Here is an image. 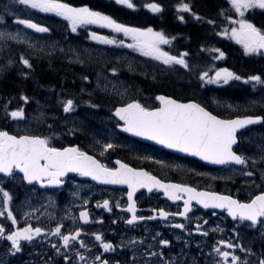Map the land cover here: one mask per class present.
<instances>
[{
  "label": "snow or ice",
  "instance_id": "6c2138e0",
  "mask_svg": "<svg viewBox=\"0 0 264 264\" xmlns=\"http://www.w3.org/2000/svg\"><path fill=\"white\" fill-rule=\"evenodd\" d=\"M16 3L23 5L26 8L37 10L41 13H51L57 17H61L67 22V28L71 33H77L79 29L88 25H96L100 28L109 29L112 35H102L97 31H88L87 39L94 41L97 44L115 46L118 48L131 49L134 52H139L142 56L150 57L153 60L159 61L166 67L180 66L183 69L190 70V65L187 60L188 53L181 51L178 54H172L170 51H165L162 45H169L175 37L166 35L162 30L156 31L152 27H133L125 23L119 22L111 15L105 14L102 11L95 10L88 5L74 6L67 0H16ZM230 8L234 10L238 19H233L231 15H225V11L221 10L220 15L231 25L230 31L225 27L223 31L217 33L221 36H228L242 45L244 53L264 55V27H257L245 17V13L250 9L264 10V0H227ZM115 4L126 6L128 9H136L138 4L134 0H115ZM144 8L149 9L153 13L163 11V6L155 2L144 3ZM177 13H189L194 19L202 20L203 17L192 11L189 2L179 0L175 5ZM177 18L183 22L184 15H178ZM3 17L0 16V21ZM15 23L25 26L27 29L34 30L36 33H50L52 29L41 23L34 22L30 18H19ZM208 24L214 25L215 21L208 20ZM122 36L123 38H120ZM8 40L23 42L34 51L44 52L45 45L40 44L36 47V42H30L22 37L19 33H11L0 31V42ZM56 41H52L47 45L50 51L45 52L46 55H51L56 50ZM69 52L75 57V62L83 64L80 59V53L75 47L69 46ZM64 52V49H60ZM212 52L218 53L213 59H221L225 53L218 48L211 49ZM85 54L91 55L89 49H83ZM71 60L72 57H69ZM118 60L120 58H117ZM19 62L27 69L32 68L30 58L21 54ZM14 61L9 58L6 65H0V71H3L7 66H10ZM131 70V65H129ZM113 75L118 73L116 66L108 69ZM25 72L23 75L27 76ZM87 75L82 76V80L88 81ZM107 79V77H105ZM199 79L206 83H228L229 80H241L242 77L236 73L229 71L227 68L215 70L214 75H209L208 71H201ZM245 83L252 82L253 88L256 85H264V78L261 75H250L244 79ZM99 87V77L97 79ZM84 89H81L83 92ZM125 92H116L117 96L123 97ZM19 99L24 104L29 102L27 95L21 94ZM155 101L159 102V106H149L142 103L139 99H129L127 102H121L112 109V116L117 118L116 127L123 132L131 133L137 137H144L148 140L155 141L157 144L163 145L168 149H174L181 153H187L191 156L198 157L200 160L214 165H237L241 166L243 175L248 178H253L259 173L260 180L264 182V142L257 145L260 155L248 156L243 152L238 154L233 149L234 145H238V130L244 129L249 125L264 124V115L250 114L244 116H236L234 118L225 119L213 114L200 103L195 100L181 102L167 95L155 96ZM10 100L3 105L5 117L12 120H21L25 116L23 105L9 110ZM59 103L64 113H72L77 106L73 97H61ZM91 108H98L99 105L89 101H84ZM253 104L255 101L252 102ZM231 107V106H229ZM43 113H41V116ZM52 126L49 125V128ZM78 131L77 127L67 130L68 135H73ZM59 133L52 132L50 135L42 134H13L6 129H0V174L4 177H14L17 173H22L21 179L29 185H39L40 188L55 187L59 188L65 184V177L69 173H76L81 177H90L93 181L111 185H127V204L123 208L130 215L124 221L128 225H135L139 221L152 220L157 216L163 220L171 217H182L188 219L189 213L192 211L193 202L196 205L202 206L204 209H223L228 216L233 220L241 222L247 221L249 227L256 228L259 226L264 229V190H261L256 195H252L247 201H242L234 198L232 195L221 194L216 191H206L187 183L165 182L158 179L155 175L145 171L143 168H133L127 163L117 159L113 167L102 163L94 155H90L87 151L82 150L78 145L70 144L68 146H54L52 140ZM99 145L100 155L103 156L110 149L116 147L112 142L100 141L95 142ZM150 159V157H149ZM158 163H162L158 161ZM251 168V171L246 169ZM199 174V173H198ZM254 183V180H252ZM137 189H153L162 190L164 196L169 200L183 201L182 209L176 212H169L163 208L151 209L152 215L143 216L137 214V204L134 200V194ZM35 191V188H33ZM74 197H78V192H73ZM0 197H2V205H0V217L11 221L10 229H6L5 225L0 223V239H5L9 242L7 252L15 256L22 251L23 245L21 241H33L37 237L43 236L45 239L49 237L58 238V243H50L56 256L63 258L65 264H73L72 258L68 255L72 251L75 255L76 264H120L119 260H109L102 257V254L91 256L85 255L89 252V246L81 239L82 227L73 226L70 229L64 230L65 226L63 219L56 221L54 226L45 227L39 223L33 226L29 221L33 218V213L39 209L31 206V204L21 205L24 226L17 227L18 220L10 207L12 196L5 188L0 187ZM55 201L52 197H48V204L53 205ZM83 203L86 205L88 200ZM97 207H103L107 211H111L112 207L108 199H104L102 204L97 202ZM117 208H122V205L117 201ZM46 213H41L45 215ZM215 214V213H213ZM50 223L54 220L51 213H47ZM89 211L87 208H82L79 211L78 217L70 216L66 213L65 218L71 219L73 225L77 219L87 223L89 221ZM39 221V217H35ZM115 223V221H113ZM207 224V221H204ZM174 228L186 230L184 223H176L172 225ZM216 229H214L215 231ZM222 231V229H220ZM194 231L201 235L207 236L208 232L204 231L200 224L195 226ZM191 234V233H189ZM98 243L99 248L103 252H115L117 247H135L138 243L143 244V239H129L126 243L121 242L119 245L113 244L111 241L105 240L100 232L91 234ZM160 233H156L152 237L154 242L157 241ZM238 235V233H237ZM181 239L177 236V240ZM76 243L79 248L84 249L81 252L76 248ZM168 239H159L158 244L161 248H167L170 245ZM261 251L259 253L253 251L251 246L245 247L238 240L220 239L211 248V253H214L218 259L215 264H264V231H261ZM187 246V241H185ZM154 245L149 244L143 255L149 259L145 260V264H177L176 257H165L163 250H151ZM63 249V251H62ZM244 253V257L236 254V250ZM210 253V254H211ZM252 257H255L252 259ZM153 258H156L155 261ZM49 257V261H51ZM138 257L135 253L131 257L130 264H137ZM0 264H5L0 260ZM48 264V262H46ZM179 264H186L181 260ZM192 264H196L195 259Z\"/></svg>",
  "mask_w": 264,
  "mask_h": 264
},
{
  "label": "trees",
  "instance_id": "16d2710c",
  "mask_svg": "<svg viewBox=\"0 0 264 264\" xmlns=\"http://www.w3.org/2000/svg\"><path fill=\"white\" fill-rule=\"evenodd\" d=\"M192 6V11L198 13L202 20L194 19L189 13H177L175 5L179 0H155L163 6V11L153 13L144 8V3L153 0H134L138 4L136 9H128L126 6L115 4V0H67L74 6L88 5L89 7L111 15L121 23L133 27H152L156 31H163L170 37H175L166 51L178 54L181 51L188 53L187 60L190 70L176 65L166 67L159 61L142 56L127 48L105 46L88 40V31H97L102 35H112L105 28L96 26H85L77 33H71L67 28V22L61 17L42 16L39 12H25L23 18L48 26L51 33L59 39L64 52L57 48L51 55L45 52L34 51L27 45L18 41L8 40L0 42V65H6L9 58L14 63L0 71V129H12L13 121L5 117L3 105L10 100L9 110L26 104L19 99L21 94L28 97L33 93H43L42 89L52 90L54 102L58 105L60 112L62 107L59 103L61 97H73L76 101L75 111L78 114L91 108L84 101L98 104V108H92L93 112L111 114L114 106L129 99H139L149 106H156L155 96L165 94L177 99H196L205 107L217 115L229 118L233 116L262 114V106L251 105L256 101L254 95L260 94L261 87L245 83L250 75H261L264 78V58L255 55H246L242 46L236 44L229 37L218 35L225 27H231L229 22L220 15L221 10L225 15H231L238 19L226 0H185ZM21 5L16 0H0V16L2 22L14 26V13ZM184 15L181 22L177 16ZM245 17L253 21L259 27H264V12L251 10L245 13ZM208 20L215 21L214 25L207 23ZM122 36H120L121 38ZM75 47L80 53L83 64L75 62V57L69 52V46ZM89 49L90 56L83 52ZM218 48L225 53L221 59H213L218 53L211 49ZM23 54L30 58L31 69L25 68L19 62V56ZM69 57H72L70 60ZM117 58H120L119 60ZM131 65V70L129 68ZM116 66L118 77L126 83V93L123 97L115 93L101 90L97 86V79L105 78L112 74L108 69ZM227 68L229 71L241 76V80L232 79L227 84L220 86L207 85L199 79L201 71H208L213 75L215 70ZM28 72L27 76L23 73ZM87 75L88 81L82 80ZM84 89L81 92V89ZM225 98L232 101L225 102ZM220 100L216 102V100ZM251 99V100H250ZM231 106V107H229ZM78 123H87V128L92 135L100 131L99 136L111 138V126H100L93 120H77ZM263 128V127H262ZM261 128V129H262ZM82 134L83 128L79 129ZM83 137V135H80ZM121 138H125L120 135ZM245 144V140L241 145ZM91 151H95L93 144Z\"/></svg>",
  "mask_w": 264,
  "mask_h": 264
},
{
  "label": "flooded vegetation",
  "instance_id": "af4514ba",
  "mask_svg": "<svg viewBox=\"0 0 264 264\" xmlns=\"http://www.w3.org/2000/svg\"><path fill=\"white\" fill-rule=\"evenodd\" d=\"M41 35L39 34V36ZM54 115L55 117H51V119L42 115L43 123L40 122L39 118V121L35 123L39 126L32 129L22 128L19 134L50 135L52 132H56L59 135L55 136L52 140L54 146L78 145L82 150L96 156L109 167L116 166L115 161L119 159L130 167L143 168L165 182L187 183L206 191H216L221 194L232 195L234 198L242 201H247L252 195H256L259 191L264 190V182L260 180L258 172L255 177L248 178L243 175L241 167L236 165L207 169L201 162L189 157L174 155L148 144L121 138L116 127L117 120L112 115L94 113L66 114L64 112ZM28 117H24L26 122L29 120ZM105 117L107 119L111 118L110 122L113 123L110 130L115 136L109 141L115 144L116 147L101 156L99 145L95 143V140L101 143L106 141L97 135H92L87 128V123L75 121L90 118L91 120L100 121L96 122L100 126H107V123L101 121V119H106ZM50 120H52V123ZM57 120L60 122L55 124ZM49 125L52 127L49 128ZM55 125H60V128H56ZM73 127H77L78 129L85 128L83 129L85 133L82 134L78 130L75 134L68 135L67 130ZM247 131L248 144L241 146L240 152L248 156L256 155L258 157L260 153L257 145L259 144L254 141L252 136L257 130L251 128ZM80 135H83V137ZM92 144L95 151L90 150ZM158 161L162 163H158ZM251 170V168L246 169V171ZM21 177L22 173H17L14 177L0 176V187L5 188L12 196L10 207L17 217V227H23L25 222L24 219H21V205L29 203L31 206L39 209L33 213V218L29 221L33 226L39 223L41 226L51 227L54 226L56 221L64 218V230L70 229L73 226L82 227L83 233L81 239L89 246L90 251L85 252L84 249L79 248L78 243H76V248L81 252H85V255L89 256V259L91 256L99 253L105 259L112 261L119 260L120 264H130L131 257L135 253L138 257L137 264H145V260L149 258L143 255V253L149 244H153L154 247L151 250H163L166 258L176 257L177 264L181 260L185 261L186 264H192L193 259H195L196 264H215V260L218 257L214 253H211V248L220 239L232 240L233 242L238 240L245 247L251 246L253 251L257 253L261 251V231H264V229H261L259 226L256 228L249 227L250 222L247 221L233 220L223 209H204L193 202L194 206L189 213L188 219L170 216L168 219L163 220L157 216L152 220L139 221L135 225H128L124 221L130 214L123 210L127 204V188L116 189L102 186L75 174L65 177V184L59 188L48 187L42 189L39 185H29ZM252 180H254V183ZM33 188H35V191H33ZM73 192H78V197H74L72 195ZM49 196L55 201L53 205L48 204ZM133 198L137 204V214L146 217L152 215L151 209L153 208H163L169 212H176L182 209L183 206V201L173 202L164 196L162 190L158 189H153L152 191L138 189ZM85 199L88 200L86 205L83 203ZM104 199L110 201L111 211L96 206L98 201L102 204ZM117 201L122 205V208L115 206ZM0 205H2V197H0ZM82 208H87L89 211L90 215L87 223L77 219L76 224L73 225L71 219L65 218L66 213L70 216L78 217L79 211ZM41 213L46 214L41 215ZM47 213H51L54 216V220L51 223ZM37 216L39 217V221L35 218ZM204 221H207V224ZM0 223L4 224L6 229L11 230V221L0 217ZM176 223H184L186 230L174 228L172 225ZM197 224H200L203 230L208 232L207 236L194 231ZM214 229L216 230L214 231ZM94 232H100L105 240L111 241L115 245H119L122 241L126 243L131 238H136L137 240L143 239L144 243H138L134 248L117 247L115 252H103L91 235ZM156 233H160V235L157 237V241L154 242L152 237ZM177 236H180L181 239L177 240ZM161 238L168 239L171 242L167 248H161L158 244V240ZM50 241L58 243V238L49 237L45 239L41 236L31 242L21 241L23 245L22 251L12 256L7 252L9 242L5 239H0V260H3L5 264H46V262L48 264H65L62 257L54 254L53 249L50 247ZM185 241H187V246H185ZM236 254L241 256V258L245 255L238 249L236 250ZM68 255L72 258L73 264H76L74 253L69 251ZM49 257L52 258L51 261H49ZM254 258L252 257V259ZM155 259L153 258L154 261Z\"/></svg>",
  "mask_w": 264,
  "mask_h": 264
},
{
  "label": "rangeland",
  "instance_id": "374dc122",
  "mask_svg": "<svg viewBox=\"0 0 264 264\" xmlns=\"http://www.w3.org/2000/svg\"><path fill=\"white\" fill-rule=\"evenodd\" d=\"M25 10H28V12H29V10H32V9H30V8H28V9L19 8V10L15 11V13H14L15 14V18L17 19V17H22L24 15L23 13H24ZM42 14H51V13H42ZM88 26L91 28L92 26H96V25H88ZM96 27L100 28L98 26H96ZM107 30L110 32L109 29H107ZM0 31H6V32H11V33H19L22 37L28 39L30 42H33V35L30 34L26 29H22L19 25L10 26V25H6V23L0 21ZM121 38H123V37H121ZM51 42L52 41H50V42L46 41V42H43L41 44H44L45 45V49H48L46 47ZM105 46H107V45H105ZM166 46L167 45H162V47H163V49L165 51H166ZM230 81L231 80H229L228 82H230ZM207 84H209V85L213 84V85L218 86V85H223L225 83H223L221 81L219 83H207ZM99 88L102 89L105 92L115 93L116 94L117 91L125 92L126 83H125L124 80H121L118 77L117 74L116 75L110 74V75L107 76V79L102 78V79L99 80ZM38 101H39L40 104H43L42 102H44V99L40 98V99H38ZM223 101L230 102L232 100H230L228 98H225ZM257 101L263 103L260 106L264 107V98L260 97V99H258ZM251 104H253V103H251ZM41 113H43V116L45 117V111L41 107H38V108L35 107L33 110L29 111V114H31L29 122L24 123L21 120H16L14 122L15 130L19 131L22 128L32 129L34 127L35 123L39 121V118L41 117ZM255 140L257 141L258 144H260L261 142H264V132H259L258 131L255 134Z\"/></svg>",
  "mask_w": 264,
  "mask_h": 264
},
{
  "label": "bare ground",
  "instance_id": "6f19581e",
  "mask_svg": "<svg viewBox=\"0 0 264 264\" xmlns=\"http://www.w3.org/2000/svg\"><path fill=\"white\" fill-rule=\"evenodd\" d=\"M43 93L39 94L37 92L33 93L29 96V102L25 106V111L29 113V111L33 110L35 107H41L45 111V117L51 119V117H55L54 114H60V110L58 109V105L54 102V93L49 89H42ZM102 90V89H101ZM44 99L43 104H40L38 99ZM52 123V120H50ZM60 121H55V124H58Z\"/></svg>",
  "mask_w": 264,
  "mask_h": 264
},
{
  "label": "water",
  "instance_id": "95a60500",
  "mask_svg": "<svg viewBox=\"0 0 264 264\" xmlns=\"http://www.w3.org/2000/svg\"><path fill=\"white\" fill-rule=\"evenodd\" d=\"M158 103H159V102H158ZM213 114H214V113H213ZM116 119H117V118H116ZM256 125H261V124H256ZM256 125H249V126H246L244 129H239V130H238V133H237V136H238L239 133L242 132L243 130H245V129L249 128V127H252V126H256ZM119 130H120L123 134H125V135H127V136H129V137H132V138H134V139H137V140H139V141H141V142H145V143H148V144H151V145L157 146V147H159V148H162V149H164V150L170 151V152L175 153V154L185 155V156H191V155H189V154H187V153H181V152H179V151H177V150H174V149H168V148L164 147L163 145L157 144L155 141L148 140V139H146V138H144V137H137V136L132 135L131 133L123 132L121 129H119ZM238 142H239V140H238ZM236 146H237V145H234V146H233V149H234ZM191 157H194V156H191ZM194 158L199 159L198 157H194ZM199 160H200V159H199ZM200 161H202V160H200ZM202 162H203L204 164L210 166V167H220V166H223V165H214V164H210V163L205 162V161H202ZM69 174H70V173H69ZM71 174H72V173H71ZM86 178L92 180L90 177H86ZM96 182H97V181H96ZM97 183H99V182H97ZM99 184H103V183H99ZM103 185H106V186H115V187H121V188H123V187H127V185H111V184H103ZM137 190H138V189H137Z\"/></svg>",
  "mask_w": 264,
  "mask_h": 264
}]
</instances>
